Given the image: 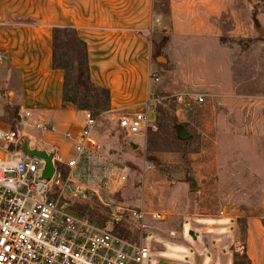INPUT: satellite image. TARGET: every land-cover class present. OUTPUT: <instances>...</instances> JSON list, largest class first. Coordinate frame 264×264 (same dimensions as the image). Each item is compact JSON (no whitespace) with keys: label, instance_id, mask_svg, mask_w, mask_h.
I'll list each match as a JSON object with an SVG mask.
<instances>
[{"label":"rangeland","instance_id":"1","mask_svg":"<svg viewBox=\"0 0 264 264\" xmlns=\"http://www.w3.org/2000/svg\"><path fill=\"white\" fill-rule=\"evenodd\" d=\"M262 2L153 0L158 21L148 40L159 93L153 123L141 135L126 136L103 107L94 115L101 150L82 157L74 169H62L64 206L142 241L150 264H197L199 255L206 261L202 225L208 221L185 215L209 216L214 223L233 216L241 227L251 219L264 228ZM213 16L218 26L210 24ZM53 64L68 72L73 60L58 52ZM186 94L203 102L186 111L176 100ZM12 101L0 109L7 123L18 109ZM91 106L80 100L75 108L93 113ZM49 136L34 145L51 153L57 145ZM117 173L125 176L123 183L115 181ZM131 209L146 212L145 230L130 219ZM151 213L164 217L156 220ZM235 264H249L244 253H237Z\"/></svg>","mask_w":264,"mask_h":264},{"label":"crops","instance_id":"2","mask_svg":"<svg viewBox=\"0 0 264 264\" xmlns=\"http://www.w3.org/2000/svg\"><path fill=\"white\" fill-rule=\"evenodd\" d=\"M210 13L214 15L213 10ZM259 15L264 31L263 2ZM210 20L218 26L214 16ZM157 21L153 0H0V109L14 100L18 108L14 115L31 110L55 125L57 131L49 137L57 153L68 160L74 152L63 134H76L83 115L63 101V71L52 67L53 30L70 28L85 44L90 81L107 91L105 113L117 121L122 114L143 109L147 102H153L156 110L159 93L150 78L156 72L150 63L148 37ZM154 116L155 111L148 113V126ZM36 149L49 153L43 147ZM185 216L208 221L202 225L207 259L199 255L197 264H235L238 245L244 247L249 264H264V228L258 222L249 219L241 227L233 216L215 223L209 216Z\"/></svg>","mask_w":264,"mask_h":264},{"label":"built area","instance_id":"3","mask_svg":"<svg viewBox=\"0 0 264 264\" xmlns=\"http://www.w3.org/2000/svg\"><path fill=\"white\" fill-rule=\"evenodd\" d=\"M151 78L158 81L155 74ZM176 98L186 111L203 102L200 96L187 94ZM154 111L153 102H147L141 110L120 115L118 127L126 136L141 135L149 122L148 113ZM81 112L78 132L63 134L72 143L73 157L64 160L56 150L47 152L54 168L48 179L41 177L44 159L23 152L22 140L25 137L27 147L36 149V140L55 133L57 127L31 110L17 113L8 123L0 115V264H150L149 250L142 241L115 234L109 221L99 224L74 214L61 201L62 169H74L82 157L101 150L94 136L96 118L87 110ZM124 180V175H115L117 183ZM127 213L139 230L146 229V212L131 209ZM150 216L164 217L160 213ZM236 252L243 254L244 247L236 246Z\"/></svg>","mask_w":264,"mask_h":264},{"label":"trees","instance_id":"4","mask_svg":"<svg viewBox=\"0 0 264 264\" xmlns=\"http://www.w3.org/2000/svg\"><path fill=\"white\" fill-rule=\"evenodd\" d=\"M166 41V37L162 38L159 45L164 46ZM51 48L53 60L58 52L70 54L73 60V66L70 67V71L68 70V72L63 67L53 64L54 68H59L63 71V101L70 103L74 107L80 106V100L85 103L87 101L91 102V108L94 109V112L91 114L93 116L99 114L103 110V107L108 104V94L106 90L95 86L90 81L85 44L78 39L72 29L61 28L53 30ZM68 92L74 95V97L69 98L67 96ZM113 232L121 237L126 236L117 226L113 228Z\"/></svg>","mask_w":264,"mask_h":264},{"label":"water","instance_id":"5","mask_svg":"<svg viewBox=\"0 0 264 264\" xmlns=\"http://www.w3.org/2000/svg\"><path fill=\"white\" fill-rule=\"evenodd\" d=\"M157 62H159L160 60H163L165 61L163 58H157L156 59ZM177 132L179 133V137L181 140H185L186 138H182V131L177 129ZM130 146L135 149L136 148V145L135 144H132L130 143ZM21 149L23 152H25L26 154H28L29 156L31 157H38V158H41V159H44L45 161V167H44V170L42 171V174H41V177L43 179H48L51 177V175L53 174V171H54V168L52 166V156L51 154H47V152L43 151V150H36V149H29L27 147V143L24 141L22 146H21Z\"/></svg>","mask_w":264,"mask_h":264}]
</instances>
